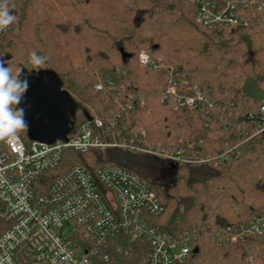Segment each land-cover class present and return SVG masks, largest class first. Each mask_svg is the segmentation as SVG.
I'll list each match as a JSON object with an SVG mask.
<instances>
[{
	"label": "trees",
	"instance_id": "obj_1",
	"mask_svg": "<svg viewBox=\"0 0 264 264\" xmlns=\"http://www.w3.org/2000/svg\"><path fill=\"white\" fill-rule=\"evenodd\" d=\"M234 1V0H233ZM16 20L0 35V61L13 73L50 72L76 101L71 133L97 116L119 115L120 128L139 145L182 148L191 144L197 156L215 158L229 150L224 164L170 166L151 181L130 162L107 155L68 151L57 176L71 164L90 172L106 163L130 169L144 179L164 206L147 222L171 240L184 241L192 252L177 264H264V232L232 244L228 237L264 215V133L247 117L264 105V0H252L247 27L207 28L197 22L191 0H10ZM186 76V93H208L214 105L175 110L163 98L168 72L140 66L139 53ZM46 57L34 68L30 54ZM113 85V90L109 84ZM102 91H97L98 85ZM130 106V108H128ZM210 122L207 123V119ZM19 136L30 141L28 132ZM165 178V179H164ZM188 239V240H187ZM121 246L124 252L117 251ZM150 246L112 238L94 264H148ZM108 255L109 261L102 256Z\"/></svg>",
	"mask_w": 264,
	"mask_h": 264
},
{
	"label": "built area",
	"instance_id": "obj_2",
	"mask_svg": "<svg viewBox=\"0 0 264 264\" xmlns=\"http://www.w3.org/2000/svg\"><path fill=\"white\" fill-rule=\"evenodd\" d=\"M197 7V22L204 27H247L246 13L252 0H191ZM10 26L0 30V35ZM141 67L168 72V87L163 102L175 110L209 113L214 105L208 93H186V76L139 53ZM109 87L113 90V85ZM103 90V85L96 87ZM130 108V106H128ZM119 115L111 113L105 121L92 116L81 123L67 140L48 144L38 141L0 140V264H94L101 248L118 236L128 242L149 244L148 264H177L192 250L184 241L171 240L147 222L148 216L163 213L164 206L149 184L130 169L106 163L93 173L82 163L71 164L57 176L51 175L64 164L65 154L74 151L121 150L164 160L173 166L229 161V150L212 156H197L191 144L182 148L145 146L146 132L134 138L120 128ZM247 120L264 133V105ZM210 119H207V123ZM264 232V215L233 232L232 244ZM188 240V239H187ZM117 251L124 252L118 246ZM108 262V255L102 256Z\"/></svg>",
	"mask_w": 264,
	"mask_h": 264
},
{
	"label": "water",
	"instance_id": "obj_3",
	"mask_svg": "<svg viewBox=\"0 0 264 264\" xmlns=\"http://www.w3.org/2000/svg\"><path fill=\"white\" fill-rule=\"evenodd\" d=\"M29 88L18 107L25 109L28 137L32 141L52 144L67 140L72 116L78 105L62 88L59 78L50 72H23ZM90 119V116H88Z\"/></svg>",
	"mask_w": 264,
	"mask_h": 264
},
{
	"label": "clouds",
	"instance_id": "obj_4",
	"mask_svg": "<svg viewBox=\"0 0 264 264\" xmlns=\"http://www.w3.org/2000/svg\"><path fill=\"white\" fill-rule=\"evenodd\" d=\"M10 0H0V30H4L15 22L16 16ZM47 58L39 56L35 51L30 54L29 61L34 68L43 69ZM31 71H29V74ZM29 88L27 76L22 69L15 73L5 62L0 61V140L12 141L19 139L21 132L27 131L25 109L18 107L23 102Z\"/></svg>",
	"mask_w": 264,
	"mask_h": 264
},
{
	"label": "rangeland",
	"instance_id": "obj_5",
	"mask_svg": "<svg viewBox=\"0 0 264 264\" xmlns=\"http://www.w3.org/2000/svg\"><path fill=\"white\" fill-rule=\"evenodd\" d=\"M106 154L112 156L116 160L130 162L133 167L137 168L149 180L158 181V184L162 182L166 187H168L174 179L171 175L166 177V181L160 179V176L166 173L167 168L172 166V164L164 160H156L150 156L121 150H110V152L107 151Z\"/></svg>",
	"mask_w": 264,
	"mask_h": 264
}]
</instances>
